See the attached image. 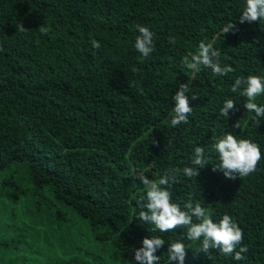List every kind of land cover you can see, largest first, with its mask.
<instances>
[{
    "label": "trees",
    "instance_id": "16d2710c",
    "mask_svg": "<svg viewBox=\"0 0 264 264\" xmlns=\"http://www.w3.org/2000/svg\"><path fill=\"white\" fill-rule=\"evenodd\" d=\"M244 7L245 0H0V174H21L35 194L47 190L87 220L98 241H112L122 264H136L135 250L153 236L165 240L159 264H170L176 240L188 249L184 264H264V118L252 121L243 87L231 92L237 77H264V21L240 24ZM18 22L28 31L18 32ZM137 25L155 34L148 57L134 47ZM201 40L215 41L233 72L214 76L201 66L193 74L183 61ZM181 83L189 84L193 112L172 127ZM226 99L236 103L228 118L219 115ZM256 102L264 105V94ZM228 132L260 146L249 176L213 171L220 160L212 145ZM198 146L208 164L188 178L182 170ZM168 169L176 170L168 190L182 210L191 197L214 222L227 213L238 223L244 237L236 251L248 248L242 260L199 251L202 242L188 240L186 228L153 232L139 220L146 196L139 175L156 180ZM18 237L0 240V264L18 263L13 256L28 235Z\"/></svg>",
    "mask_w": 264,
    "mask_h": 264
},
{
    "label": "clouds",
    "instance_id": "9594fccd",
    "mask_svg": "<svg viewBox=\"0 0 264 264\" xmlns=\"http://www.w3.org/2000/svg\"><path fill=\"white\" fill-rule=\"evenodd\" d=\"M264 21V0H245V7L239 17V23L245 22L251 24L253 22ZM18 32L24 33L28 31L23 23H17ZM40 31L46 33L47 29L40 26ZM139 35L136 37L135 49L143 56L148 57L155 49V34L146 26L137 25ZM236 30V23L229 22L222 28L223 34ZM174 42V41H173ZM92 46L100 49L99 41L93 39ZM215 41L207 43L201 40L198 45V51L190 54V59L185 58L184 65L190 69L193 74L200 71L201 66L210 69L214 76H224L233 72L231 65H221V52L214 47ZM243 87L240 94L247 98L243 105L249 113H254L251 117L252 121L259 123L264 118V105L256 102L257 97L264 94V77L259 75H249L247 78L237 77L231 86V92L237 93ZM189 84L181 83L179 89L173 97L175 106L173 108L174 115L171 118V126L176 127L181 123L187 124L188 117L193 112L190 106V98L188 95ZM196 95L191 96V100H196ZM236 103L233 99H226L223 107L219 111V115L228 118L229 111L235 110ZM239 128L236 122L233 125ZM152 143H155L153 141ZM212 150L218 153L220 164L213 167V171L219 170L228 179L235 180L237 177L243 178L255 172L259 161L261 160V150L257 143L247 138L237 139L231 132L224 134L217 139ZM192 166L185 167L183 175L191 178L197 177L200 169L208 164V158L203 147H196L192 156ZM138 179L143 184L146 196L142 197L139 202L140 211L137 217L140 221L154 225L152 231L166 233L178 228L187 229V239L193 242L200 241L201 248L205 252L209 249H218L224 255H232L234 259L240 261L243 254L248 251L247 246H242L236 251L238 245L242 244L244 233L238 223L227 213L222 216L219 222H214L213 213L203 207L200 203L193 204L192 198L181 209L180 204L172 202L171 192L168 188L176 183V170L168 169L159 179L152 180L147 176L140 174ZM193 217L198 222H193ZM165 245V240L159 236L151 238L145 237L142 241V247L134 252V260L136 264H159L160 256L156 255L158 249ZM187 248L185 243L176 240L169 244L167 253L170 264L173 261H179L184 264Z\"/></svg>",
    "mask_w": 264,
    "mask_h": 264
},
{
    "label": "rangeland",
    "instance_id": "374dc122",
    "mask_svg": "<svg viewBox=\"0 0 264 264\" xmlns=\"http://www.w3.org/2000/svg\"><path fill=\"white\" fill-rule=\"evenodd\" d=\"M28 189L21 174H0V240L12 243L28 235L13 256L17 264H122L113 242L98 241L87 220L47 190ZM58 212L64 214L57 218Z\"/></svg>",
    "mask_w": 264,
    "mask_h": 264
}]
</instances>
